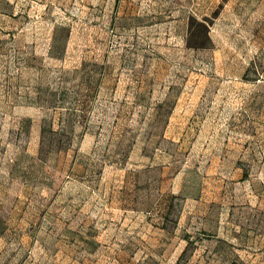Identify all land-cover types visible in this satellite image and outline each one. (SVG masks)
<instances>
[{
	"label": "rangeland",
	"instance_id": "obj_1",
	"mask_svg": "<svg viewBox=\"0 0 264 264\" xmlns=\"http://www.w3.org/2000/svg\"><path fill=\"white\" fill-rule=\"evenodd\" d=\"M0 264H264V0H0Z\"/></svg>",
	"mask_w": 264,
	"mask_h": 264
},
{
	"label": "trees",
	"instance_id": "obj_2",
	"mask_svg": "<svg viewBox=\"0 0 264 264\" xmlns=\"http://www.w3.org/2000/svg\"><path fill=\"white\" fill-rule=\"evenodd\" d=\"M204 32H205V39L209 40L208 30H205ZM200 47H205V46L201 45Z\"/></svg>",
	"mask_w": 264,
	"mask_h": 264
}]
</instances>
